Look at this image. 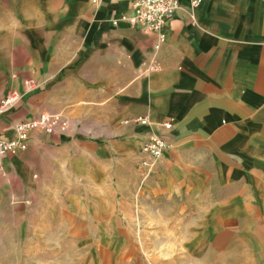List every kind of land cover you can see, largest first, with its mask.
I'll return each instance as SVG.
<instances>
[{
	"label": "crops",
	"instance_id": "0c3cea01",
	"mask_svg": "<svg viewBox=\"0 0 264 264\" xmlns=\"http://www.w3.org/2000/svg\"><path fill=\"white\" fill-rule=\"evenodd\" d=\"M133 1L0 0V100L22 94L0 134L69 122L0 158V205L45 204L27 223L48 264H264V0H180L156 50L122 19ZM165 121L143 178L142 132Z\"/></svg>",
	"mask_w": 264,
	"mask_h": 264
},
{
	"label": "built area",
	"instance_id": "2783aa9c",
	"mask_svg": "<svg viewBox=\"0 0 264 264\" xmlns=\"http://www.w3.org/2000/svg\"><path fill=\"white\" fill-rule=\"evenodd\" d=\"M198 1H192L191 5H197ZM180 5V0H134L132 2V13L122 16V19L129 26L138 28L143 32H155L157 41L154 49L165 40L167 21L174 10ZM27 91L39 87V83L33 79L23 81ZM22 94L16 90H10L0 100V114L8 112L21 101ZM123 124H135L149 127V120L145 116H131L121 121ZM159 131H152L147 128L141 135L139 167L142 170L143 178L148 176L152 167L162 156L168 144L162 137V132L171 129V122L165 121L160 124ZM13 136L5 138L0 134V158L6 155L15 154L17 151H24L28 146L29 137L32 131L40 130L47 134L63 133L69 128V122L60 115L49 112H39L36 116L16 122L12 126Z\"/></svg>",
	"mask_w": 264,
	"mask_h": 264
},
{
	"label": "rangeland",
	"instance_id": "374dc122",
	"mask_svg": "<svg viewBox=\"0 0 264 264\" xmlns=\"http://www.w3.org/2000/svg\"><path fill=\"white\" fill-rule=\"evenodd\" d=\"M42 207L39 206L36 211L31 212L25 203H19L18 210H13L6 203L0 205V264H35V261L42 264V259L44 264H48L47 258L32 256L31 240L28 238L32 227L27 223V219L33 215L46 216L45 204ZM68 243L66 242L65 247ZM49 259L50 264H59L58 258ZM64 260L65 258H62V261ZM81 264H84L83 260Z\"/></svg>",
	"mask_w": 264,
	"mask_h": 264
}]
</instances>
